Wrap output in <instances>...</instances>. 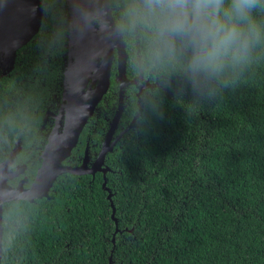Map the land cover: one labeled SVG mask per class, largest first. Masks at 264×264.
I'll use <instances>...</instances> for the list:
<instances>
[{
	"label": "trees",
	"instance_id": "trees-1",
	"mask_svg": "<svg viewBox=\"0 0 264 264\" xmlns=\"http://www.w3.org/2000/svg\"><path fill=\"white\" fill-rule=\"evenodd\" d=\"M40 1L38 31L0 74V162L19 138L27 184L42 150L28 145L62 99L66 54L65 0ZM124 3L109 0L118 27ZM122 37L126 76H141L125 87L113 137L123 134L102 165L116 222L101 171L62 173L47 197L3 204L0 264H264V49L197 94L181 63L146 68ZM115 66L65 165L84 149L97 156L118 105Z\"/></svg>",
	"mask_w": 264,
	"mask_h": 264
},
{
	"label": "water",
	"instance_id": "water-1",
	"mask_svg": "<svg viewBox=\"0 0 264 264\" xmlns=\"http://www.w3.org/2000/svg\"><path fill=\"white\" fill-rule=\"evenodd\" d=\"M65 5L68 10V22L66 54L63 60L62 104L56 124L41 151L40 166L29 187L25 188L22 184L25 178L16 186H11L7 182L21 172L19 167L9 170L15 155L20 150L18 141L8 156L0 162V261L3 204L19 199L31 202L34 198L47 196L54 180L62 173L93 175L95 171H101L104 177L102 187L108 192L107 198L112 207L111 217L116 222L111 191L105 186V174L109 169L102 165L106 153L112 150L114 143L123 134V131L120 132L111 141L123 109L125 87L130 84L136 85L141 74L132 79L126 76L125 42L122 33L117 31L118 26L113 18L109 0H65ZM42 12L43 6L40 0H0V69L8 72L13 68L16 50L38 31ZM114 60L116 61L115 81L119 86L118 105L98 155L90 168H87L86 164V150L81 165H65L62 161L70 155L85 123L109 88ZM137 87L138 96L141 88ZM134 125L132 120L125 130Z\"/></svg>",
	"mask_w": 264,
	"mask_h": 264
},
{
	"label": "clouds",
	"instance_id": "clouds-1",
	"mask_svg": "<svg viewBox=\"0 0 264 264\" xmlns=\"http://www.w3.org/2000/svg\"><path fill=\"white\" fill-rule=\"evenodd\" d=\"M117 31L146 68L181 63L199 94L264 49V0H125Z\"/></svg>",
	"mask_w": 264,
	"mask_h": 264
},
{
	"label": "flooded vegetation",
	"instance_id": "flooded-vegetation-1",
	"mask_svg": "<svg viewBox=\"0 0 264 264\" xmlns=\"http://www.w3.org/2000/svg\"><path fill=\"white\" fill-rule=\"evenodd\" d=\"M114 62L116 63V61L114 60ZM116 67V66H115ZM9 72V71H8ZM8 72L7 71H5L4 69H0V74L1 75H7L8 74ZM138 84L140 85V86H142V87H145L146 88V86H148V85H150V83H148V81L147 80H143V79H140L139 80V82H138ZM53 104L51 105V109H48V110H46L45 111V115H44V117L42 118V124H43V128L42 129H39V134H40V137L41 138H38V139H34L32 142H31V144L30 145H28V146H32V147H41L42 146V150L44 149V147H45V145L47 144V140H48V136H49V133L51 132V130L53 129V127H54V125L56 124V119H57V117H58V115H59V111H60V108H61V104H62V99H58V98H55V96L53 97ZM98 117H99V113H97V115H95V118L96 119H98ZM119 131H116L115 133H118ZM114 135V134H113ZM113 135H112V137H111V141H112V139L114 138L113 137ZM18 141V143H19V147H20V150H21V142H20V139L19 138H17L15 141H14V143H13V146H12V148L14 147V145H15V143ZM11 148V149H12ZM10 149V150H11ZM10 150H9V152H10ZM20 150H19V155H21L20 156V158H18L17 156H18V153L15 155V157H14V159H13V161H12V163H11V165H10V167H9V170H14L16 167H19V170L21 171L20 173H19V175L18 176H16V177H13V178H11V179H8L7 180V182H8V184H10L9 183V181H12V180H14V179H16V181H15V184L14 185H12V184H10L11 186H16L17 184H18V182L20 181V180H22V179H26L25 181H23V187H25V188H27V187H29V185H30V183L32 182H30L29 184H27L28 183V177L25 175V172H26V170H27V168H28V166H27V162H28V160H30V157L28 158V154H26L25 156L22 154V151L20 152ZM41 150V151H42ZM89 149H87L86 151H87V157H86V164H87V168H90V167H92V164L94 163V161H95V159H96V157H95V159H92L93 158V155H91L90 154V152L88 151ZM41 151H40V154H39V158H40V155H41ZM9 152H8V154H9ZM84 153H85V149H84V151H83V155H82V157H81V159L79 160L80 162V164L79 165H81L82 164V162H83V160H84V157H85V155H84ZM8 154H7V156H8ZM30 154H31V152H30ZM98 155V154H97ZM6 156V157H7ZM5 157V158H6ZM4 158V159H5ZM3 159V160H4ZM41 159V158H40ZM66 159V158H65ZM2 160V161H3ZM41 161V160H40ZM64 161V160H63ZM63 161H62V163H63ZM64 164V163H63ZM78 165V166H79ZM39 166H40V164H39ZM38 166V167H39ZM72 166H74V165H72ZM77 166V165H76ZM20 167H22V169L20 168ZM37 167V168H38ZM37 170V169H36ZM35 174H36V171H35ZM84 174H88V175H91L92 176V174L91 173H84ZM35 176V175H34ZM34 178V177H33ZM33 180V179H32ZM27 184V185H26ZM48 192H49V190H48ZM42 197H45V196H42ZM42 197H40V198H42ZM47 197V196H46ZM35 199H38V198H34L33 199V201L35 200ZM21 200H24V199H21ZM27 201V200H26ZM29 202V201H28Z\"/></svg>",
	"mask_w": 264,
	"mask_h": 264
}]
</instances>
